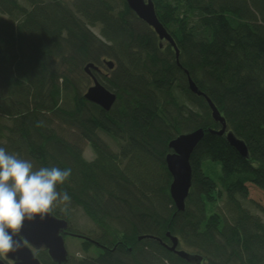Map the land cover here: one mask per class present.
I'll return each mask as SVG.
<instances>
[{"label": "trees", "instance_id": "obj_1", "mask_svg": "<svg viewBox=\"0 0 264 264\" xmlns=\"http://www.w3.org/2000/svg\"><path fill=\"white\" fill-rule=\"evenodd\" d=\"M153 3L179 47L178 63L126 0H0V147L35 169H71L57 186L71 202L52 213L84 236L85 252L103 249L69 254L64 264H197L164 247L168 232L179 249L202 258L198 264H264V202L249 190L264 193V0ZM104 58L113 69L102 70ZM89 62L116 92L109 110L84 97ZM186 70L245 142L246 158L225 134L209 132L221 125L206 98L188 88ZM197 128L205 135L190 158L192 187L179 211L165 158L171 139ZM86 140L92 160L84 157ZM79 207L99 236L71 221ZM35 255L55 264L46 250Z\"/></svg>", "mask_w": 264, "mask_h": 264}, {"label": "water", "instance_id": "obj_2", "mask_svg": "<svg viewBox=\"0 0 264 264\" xmlns=\"http://www.w3.org/2000/svg\"><path fill=\"white\" fill-rule=\"evenodd\" d=\"M126 4L135 12L136 16L155 28L160 39V47L167 41L174 48L177 63L180 62L179 47L167 28L160 23L153 0H126ZM103 60V64L108 69L114 68L115 62L113 60L106 58ZM93 70L102 72L101 67L95 62H89L84 66V71L91 77L93 82L84 91V97L92 103H97L104 110H109L115 104L116 92H112L105 84L103 85L95 76ZM186 74L188 77V88L196 95L206 98L212 111V118L221 125L220 129H209V132L221 136L225 134L229 144L246 158L249 151L245 142L239 139L232 131H228L226 119L222 116L219 108L216 107L211 98L197 87L187 70ZM204 135L205 130L203 128L193 129L191 132H181L180 135L171 139L169 144L171 152L165 158L168 171L172 175L169 193L179 211L185 210L186 199L192 187L193 173L190 158L193 150L201 143ZM70 226L71 223L69 221L55 216L52 212L43 217L36 215L31 220L25 219L20 231L13 236L15 242L14 250L8 253L6 259L0 260V264H11L8 263V260L13 261V264H41L39 257L35 255L37 250H46L55 264H64L69 257L64 237L66 234L72 233L69 230ZM75 235L84 238L81 234ZM167 235L171 240V244L161 242L164 247L166 246L171 252L178 254L183 259L197 262V264L200 263L202 258L199 255H192L188 251L177 247L179 244L177 236H172L170 232ZM142 238L139 237V239Z\"/></svg>", "mask_w": 264, "mask_h": 264}, {"label": "clouds", "instance_id": "obj_3", "mask_svg": "<svg viewBox=\"0 0 264 264\" xmlns=\"http://www.w3.org/2000/svg\"><path fill=\"white\" fill-rule=\"evenodd\" d=\"M70 176V168L35 169L30 160L9 154L0 147V260L14 250L13 236L20 231L25 219L43 217L57 205L67 207L71 197L67 191H58L57 186Z\"/></svg>", "mask_w": 264, "mask_h": 264}, {"label": "rangeland", "instance_id": "obj_4", "mask_svg": "<svg viewBox=\"0 0 264 264\" xmlns=\"http://www.w3.org/2000/svg\"><path fill=\"white\" fill-rule=\"evenodd\" d=\"M94 29V31L99 35L100 34V28H98L97 26L92 27ZM104 68L102 69L103 71L107 70V66L104 65ZM93 82H91L92 84ZM4 124H11V120L10 119H4L3 120ZM6 124V125H7ZM66 133V132H65ZM64 133V134H65ZM101 137L103 138V140L108 143V145L111 146L112 150L114 151H118L119 149V145L116 144V142L109 136V135H105L102 132H100ZM68 136L70 138L75 137V133L70 132L68 134ZM82 146H84V157H87L88 159L92 160L95 158L94 156V150L92 148V146L90 145V143L86 140V141H82ZM132 162L131 159H129V161L127 162L128 164H130ZM207 166V165H206ZM209 166V164H208ZM212 170L214 172H220L221 166L220 164H212L211 166ZM216 174V173H215ZM214 174V175H215ZM249 190L251 192V197L255 198L256 200H260L261 202H264V193L262 191H258L254 186H250ZM250 205V204H249ZM254 209V208H253ZM72 218L71 221L74 222V224L76 225L77 228L83 229L85 231L90 230V229H94L95 232L94 233H98L99 234L97 236H99L101 234V231L98 230V228L95 225V222L92 221V219L90 217H87L85 214V210H82L80 207L77 209H72ZM65 243L67 246V250H68V254H71L72 256H74L75 258H80L83 257L85 255H97L101 252V250L103 249L102 247H98V246H92L91 249L88 252L84 251V247H83V241L84 239L82 237H78L75 234H73V232L69 235H65ZM11 264H13V261L8 260Z\"/></svg>", "mask_w": 264, "mask_h": 264}, {"label": "bare ground", "instance_id": "obj_5", "mask_svg": "<svg viewBox=\"0 0 264 264\" xmlns=\"http://www.w3.org/2000/svg\"><path fill=\"white\" fill-rule=\"evenodd\" d=\"M160 23L163 25V23L161 22V20H160ZM164 27H165V25H163ZM152 27V29L154 30V32H156V30H155V28L153 27V26H151ZM157 34V33H156Z\"/></svg>", "mask_w": 264, "mask_h": 264}]
</instances>
